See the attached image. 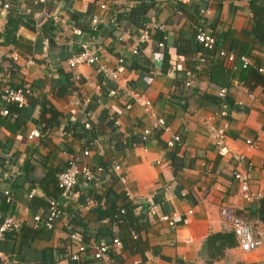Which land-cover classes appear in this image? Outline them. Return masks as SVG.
<instances>
[{
	"label": "crops",
	"instance_id": "1",
	"mask_svg": "<svg viewBox=\"0 0 264 264\" xmlns=\"http://www.w3.org/2000/svg\"><path fill=\"white\" fill-rule=\"evenodd\" d=\"M251 4L264 7V0H15L10 10L18 25L8 44L10 23L0 12V89L25 86L29 93L18 125L7 128L4 123L15 119L0 116V224L9 216L20 224L0 242V264H105L79 248L114 237L122 248L109 251V264H264V247L244 253L237 238L220 260L208 263L201 255L209 235L231 231L224 208L237 218L260 220L264 231V85L240 82L242 71L231 73L217 56L219 49L246 55L264 76V45L251 35ZM95 17L100 24L93 32ZM151 18L162 29L139 43ZM197 26L216 39V49L205 51L195 41ZM85 43L107 67L123 59L118 82L97 65L68 68ZM213 63L233 76L226 121L217 114V86L210 83ZM187 72L194 74L190 88ZM133 97L150 101V112ZM127 104L133 105L129 111ZM153 117L163 118L169 132H154L143 143L140 135ZM223 125L225 154L210 135ZM34 130L40 137L30 141ZM174 135L180 142L170 147ZM72 156L94 179L79 178L63 199L56 178ZM114 165L127 178L131 200ZM235 171L249 176L253 200L243 199ZM50 199L60 202L63 215L47 230L42 219ZM126 208L131 222L119 215ZM161 216L174 217L175 225L160 222ZM133 231L138 242L131 240Z\"/></svg>",
	"mask_w": 264,
	"mask_h": 264
},
{
	"label": "built area",
	"instance_id": "2",
	"mask_svg": "<svg viewBox=\"0 0 264 264\" xmlns=\"http://www.w3.org/2000/svg\"><path fill=\"white\" fill-rule=\"evenodd\" d=\"M104 9L105 6H102ZM10 10V4L8 0H3L1 3V15H7ZM100 24V20L98 18H93L90 24V29L93 32H96L98 26ZM162 27L158 25L154 18H151L148 23H146L139 31L138 42L139 43H147L151 40V34L156 31H160ZM76 34L80 35V32L77 31ZM195 41L200 44L205 51L211 52L216 49V39L206 32L203 28L197 26L195 32ZM165 46L164 42L158 43L157 47L159 49H163ZM199 58L200 64L205 62V57L200 55ZM217 56L223 60V65L226 67L231 73H237L238 71L247 70L251 66V62L249 57L246 55H236L234 53L228 52L224 49H219L217 51ZM17 58L14 57V60ZM100 62V57L97 53V49L91 47L89 44H84L81 47V50L77 52L75 55L68 60V68L76 69L79 66L88 65V66H98V71L105 75H108L112 81L118 82L120 80V71L123 65V59L119 58L117 60L116 65L113 68L107 67ZM200 67V65H199ZM260 72L261 69L258 68ZM187 81L185 82V86L190 88L193 86L194 82V74L191 72L186 73ZM228 90L226 88L218 91V97L220 99H224L227 97ZM27 88H14L9 84H5L1 87V100L2 107H0V116L7 117L9 116L8 107L12 104H16L19 108H23L27 102L28 96ZM134 98V97H133ZM135 104L140 105L145 109L146 112H150L151 102L144 101L139 98H134ZM88 99L85 100V103H88ZM78 104V101L75 102ZM131 104H127L125 106L126 110L132 109ZM230 106L225 102L221 104L220 110L217 112L221 121H226L229 116ZM15 117V115L13 116ZM116 122L115 124H117ZM90 126L88 123L84 124V128L88 129ZM154 132H169V126L163 118H152V123L149 128H145L141 135L140 141L146 143L149 141L152 133ZM211 142L221 151L222 154L226 153V145L225 140L227 138L226 130L223 126H220L216 129L211 128L210 130ZM40 137V133L36 130L31 131L27 139L33 141ZM180 142V137L174 135L167 142V145L170 147H175ZM248 145H251V142H247ZM84 156H88L89 152L84 151ZM239 159L238 157H236ZM240 160V159H239ZM79 158L77 156L70 157L67 162L65 168H63L57 175V187L60 191V195L63 199H67L70 195L72 189L78 184L79 178H82L86 183L92 182L94 179L93 172L87 165H80ZM113 173L116 174L120 183L123 186V192L127 199H132V195L130 193L128 187V181L125 175L121 174V166L114 165ZM233 179L238 183L240 190L242 192L243 199L246 201H251L255 198V196L250 192L249 186V176L245 173L235 171L233 173ZM2 195L5 197L7 202L11 201V195L9 191H4ZM152 213V210L150 209ZM121 215L124 213L123 210L119 212ZM221 215L223 216L225 222L229 225L230 230L235 234L236 238L239 242V248L244 253H251L258 250L261 247H264V231L261 229L262 222L258 219L255 220H243L234 216V214L224 208L221 210ZM153 214V213H152ZM63 215V210L61 204L58 200L50 199L47 206V212L45 217L42 219L43 224L47 230H52L54 228L55 223L61 219ZM160 222L166 223L169 227H173L175 225V218L170 216H161L158 218ZM35 221H40L41 218L36 216L34 217ZM20 228V224L12 217H6L2 223L0 224V242L5 237V235L10 232ZM132 239H136L137 235L134 232H131ZM71 238H75L71 236ZM122 243L118 237H114L110 243L100 241V242H91L89 245H84L79 248V252H84L89 249L93 252V258L97 261L104 262L105 264H109V251L111 249H121ZM71 261H78V255H71L69 257Z\"/></svg>",
	"mask_w": 264,
	"mask_h": 264
},
{
	"label": "trees",
	"instance_id": "3",
	"mask_svg": "<svg viewBox=\"0 0 264 264\" xmlns=\"http://www.w3.org/2000/svg\"><path fill=\"white\" fill-rule=\"evenodd\" d=\"M8 2L11 8L12 3H14L15 0H8ZM250 11L252 14L251 35L257 45L263 46L264 45V7H257L254 4H251ZM12 17H14L13 13H11V10H9L7 13V19H8V22L10 23V26L6 32V39H5L6 44L15 42L14 38H15L18 22L15 21L12 23V19H13ZM161 41H158V43H160ZM166 59H167L166 54H163L162 69H163V63L166 61ZM209 75H210V83L217 86L216 87V100H215V103L217 104V112L220 110L221 104L224 102L231 107L232 104L229 103V101L227 100V97L224 99H220L218 97V91L224 88L226 89L229 88L231 85V82L233 81V76L231 77V74L227 72L220 65V63L211 64ZM250 78L256 79L257 83L264 85V76L261 75L258 69H253L250 67L247 70H243L239 75V81L243 83H245L246 80ZM0 103H2L1 89H0ZM8 111H9V116H7V118L12 117L15 120L9 123L5 122L4 126L8 128L9 124H12L13 126L18 125L19 120L21 118V114H20L21 108H19L16 104H12L8 107ZM47 112H49L51 116L54 115V112L52 110H48ZM14 115L15 117H13ZM56 185H57V178H56ZM123 211L124 213L122 215L121 214L119 215L123 216L125 220L129 219V221L131 222L132 221V218H131L132 210L130 208H126ZM133 232L137 235L136 231H133ZM131 240L133 242H138L139 241L138 235L136 239H131ZM237 244L238 242H237L236 236L232 231L211 234L205 239L202 245L201 255H204L206 257V260L208 263H212L214 261L224 258L226 251L235 247Z\"/></svg>",
	"mask_w": 264,
	"mask_h": 264
}]
</instances>
